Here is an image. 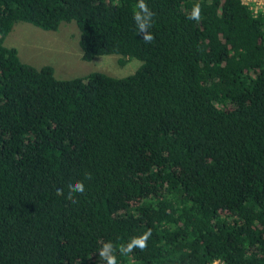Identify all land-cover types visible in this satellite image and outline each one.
<instances>
[{
	"label": "trees",
	"instance_id": "16d2710c",
	"mask_svg": "<svg viewBox=\"0 0 264 264\" xmlns=\"http://www.w3.org/2000/svg\"><path fill=\"white\" fill-rule=\"evenodd\" d=\"M137 3L0 0V264H104L108 241L118 264H264V15L146 0V44ZM18 23H74L84 61L142 64L59 80L5 45ZM148 229L144 251H118Z\"/></svg>",
	"mask_w": 264,
	"mask_h": 264
},
{
	"label": "rangeland",
	"instance_id": "374dc122",
	"mask_svg": "<svg viewBox=\"0 0 264 264\" xmlns=\"http://www.w3.org/2000/svg\"><path fill=\"white\" fill-rule=\"evenodd\" d=\"M79 41V29L74 23L62 24L56 32L18 23L6 38L5 45L16 48L24 63L36 68L53 67L55 77L59 80L77 79L94 73L126 78L133 75L142 64L132 60L121 65L118 55L99 56L86 62Z\"/></svg>",
	"mask_w": 264,
	"mask_h": 264
},
{
	"label": "clouds",
	"instance_id": "9594fccd",
	"mask_svg": "<svg viewBox=\"0 0 264 264\" xmlns=\"http://www.w3.org/2000/svg\"><path fill=\"white\" fill-rule=\"evenodd\" d=\"M136 9L137 10L133 13V20L137 26L139 35L146 44H151L154 40V36L149 31V29L152 27V18L154 13L148 7L146 0H138ZM201 18V6L199 3H197L193 6L190 14L187 16V19L199 22ZM86 178L90 179V176ZM67 190L68 195L66 198L75 203V194H83L85 192V186L83 181H74L67 185ZM56 195H64L63 189H57ZM151 235V229H148L142 235L132 237L126 245H121L118 251L121 254L132 253L137 248L140 251H144L147 248V241ZM116 252L117 248L111 241H108L105 242L100 248L99 257L104 262V264H118Z\"/></svg>",
	"mask_w": 264,
	"mask_h": 264
},
{
	"label": "built area",
	"instance_id": "2783aa9c",
	"mask_svg": "<svg viewBox=\"0 0 264 264\" xmlns=\"http://www.w3.org/2000/svg\"><path fill=\"white\" fill-rule=\"evenodd\" d=\"M243 3L247 6H250L255 14L264 15V0H243Z\"/></svg>",
	"mask_w": 264,
	"mask_h": 264
}]
</instances>
